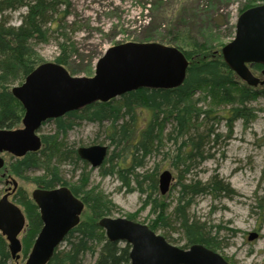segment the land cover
<instances>
[{
  "label": "trees",
  "instance_id": "1",
  "mask_svg": "<svg viewBox=\"0 0 264 264\" xmlns=\"http://www.w3.org/2000/svg\"><path fill=\"white\" fill-rule=\"evenodd\" d=\"M221 1L223 0H209L204 4L203 0H176L175 11L168 10L172 7L169 2L151 1L152 9L149 10L152 14H148L149 20L143 27L140 41H158L174 45L184 53L188 59V67L182 84L169 89L139 88L106 102L97 101L80 110L47 120L53 122L54 132L40 135L39 150L28 151L21 157L8 154V159H5V164L0 169V183L4 178V185H8L5 191L12 190L9 192L10 199L21 208L25 217V228L20 238L22 248L19 256L15 258L11 256L8 243L0 233V264H12L19 259H26L42 227L37 205L28 190L18 185L17 179L30 181L43 189L67 186L70 192L84 203L79 222L63 238L64 247L61 248V242L46 264H82L86 254L94 257L92 264H130V245L121 241H109L104 230L98 225L101 217L111 216L117 207L97 191V187L90 185L87 162L79 158L77 148L67 146L63 140L67 131L72 129L78 120L86 119L98 124L109 122L106 136L119 150H112L111 154L107 155L99 168L100 175L117 173L126 183L133 179L138 186L134 189L141 193L146 192L141 184L149 180L148 198L157 191V179L152 173L134 172L135 167H140L143 158L158 151L165 141L176 145V152H168V158L173 165L180 166L182 175L190 173L194 163L208 159L210 143L219 138L213 126L214 122L218 121V118L229 124L239 118L247 121L252 117L253 111L248 103L258 97L264 98V84L249 86L223 60L221 48L226 42L220 41L222 35L219 36V32L225 25L230 31L229 37L232 38L235 24L228 26L225 16L210 15L206 9L216 7ZM259 4H264V0H242L239 13ZM69 6L70 0H0V129H15L21 126L24 109L12 95L10 85L14 84V81L21 83L30 71L43 62L36 53L33 41L46 42L51 30L57 31L60 38L59 53L54 62L64 66L71 75L77 74V70L69 61L76 51L73 50L74 47L62 26ZM21 7H25V11L21 14L19 24H9L6 11ZM102 53H97L94 59H98ZM83 69L82 75L91 76V66ZM251 70L263 73L264 65L253 64ZM196 91L204 93L203 101L207 107L202 110L194 107L195 102L201 100L193 98ZM143 110L149 111L150 115L144 126L138 127L139 112ZM218 111L221 113L219 116ZM168 124L170 127L166 131ZM114 159L116 161H113ZM66 162L71 164L74 170L77 169L75 167L78 162L83 163L75 181L65 178L61 173L60 166ZM36 169H43L44 174L38 177L30 176L29 173ZM13 181L17 183L15 189ZM179 185V196L173 213L178 217L185 237V243L180 248L202 244L215 251L220 228L212 230L205 227L204 222L191 218L187 209L197 195L207 193L216 196L222 191H228V186L216 178H211L203 184L200 181L187 183L182 180ZM157 198L152 200L153 212L160 211L161 204ZM125 216L135 220L133 214ZM157 224L167 228L169 222L165 212H162L158 223L146 225L155 231ZM162 236L171 242V239Z\"/></svg>",
  "mask_w": 264,
  "mask_h": 264
},
{
  "label": "rangeland",
  "instance_id": "2",
  "mask_svg": "<svg viewBox=\"0 0 264 264\" xmlns=\"http://www.w3.org/2000/svg\"><path fill=\"white\" fill-rule=\"evenodd\" d=\"M151 1L153 0H70L68 13L62 26L74 47L73 50L76 51L69 60L73 68L77 70L75 76H81L83 68L88 66L92 67L91 73L93 74L95 56L99 52H104L109 46L125 41H140L144 31L143 27L149 20L148 14H152L150 10L153 3L151 4ZM164 1L169 2L172 6L168 10H176V0ZM241 1L223 0L216 7L206 9L210 15L225 16L229 26V24H235ZM207 2L209 0H203L204 4ZM24 11L23 7L15 11H8L10 24L18 25L20 15ZM219 33V36L222 35L220 41L223 43L231 39L230 31L225 25L221 27ZM59 40L58 32L51 30L46 42L36 43L33 41L36 53L43 62L55 60L59 53ZM216 47L220 48L219 45ZM253 72L261 79L264 78V73L255 70ZM13 83L10 87L20 84L18 81ZM203 95V92L196 91L193 96V98H201L202 101L195 102L194 106L200 110L207 107L206 102L203 101ZM248 105L253 111L252 117L247 121L239 118L229 124L218 118V121L214 122L213 126L216 133L219 134V138L210 143L208 159L194 163L190 173L182 175L180 166L173 165L168 158V152L171 151V154L176 152V145L173 142L165 141L158 151L143 158L142 165L135 167L134 172L155 175L157 191L149 198L147 197L150 192L147 188L149 180L143 181L144 183L141 184L146 190L145 193H141L134 189L138 186L133 179L130 183H126L119 178L117 173L101 176L100 167L93 168L87 163V170H90V185L97 187L96 190L117 207L110 217L133 214L136 221L150 224L158 223L162 212H165L169 225L167 228H162L157 224L155 232L165 235L171 239V244L181 247L185 243V237L178 217L173 213L179 196V182L182 180L187 183L200 181L203 184L211 178H216L228 186V191H222L216 196L207 193L197 195L187 209V214L198 222H204L207 228L212 230L220 228L215 251L229 263L264 264V98L258 97L250 101ZM220 114L218 111L217 115ZM149 115L150 112L146 110L139 112L137 126L143 127ZM107 126L110 127L109 122L98 124L86 119L78 120L76 125L67 131L63 141L67 143V146L75 148L104 144L108 146L109 155L112 150L118 151L119 149H116L107 138ZM169 127L168 124L166 131ZM201 129L203 128L201 127ZM53 132L54 124L51 121L44 122L38 130L39 135L53 134ZM2 156L5 159L9 157L8 154H2ZM77 165L75 167L77 169L74 170V167L68 162L61 164L62 175L75 181L83 163L78 162ZM155 169L156 172H154ZM165 169L170 171L172 180L168 191L161 194L158 188V176ZM43 174V169H36L29 173L33 177ZM3 180L4 178H2L3 183H0V197L7 192L9 195V192L12 191L9 189L5 191L8 185H4ZM17 180L18 185L25 187L29 194L33 188L37 187L30 181ZM156 197L161 204L159 212L152 210V200ZM216 225L220 227H215ZM250 232H258L259 237L248 241L247 236ZM22 234H20V238ZM62 247H64L63 242L61 243ZM93 260L94 257L86 254L82 264H92ZM24 261L25 259H19L12 264H24Z\"/></svg>",
  "mask_w": 264,
  "mask_h": 264
},
{
  "label": "water",
  "instance_id": "3",
  "mask_svg": "<svg viewBox=\"0 0 264 264\" xmlns=\"http://www.w3.org/2000/svg\"><path fill=\"white\" fill-rule=\"evenodd\" d=\"M221 53L227 66L249 86L264 84V78L251 70L253 64L264 65V4L238 14L234 36L222 46ZM187 67L188 59L178 47L158 41H125L109 46L96 60L91 76L71 75L54 61L38 64L20 84L11 88L24 113L21 127L0 129V169L5 164L2 153L21 157L28 151L39 150L38 130L45 121L139 88H175L184 81ZM77 154L91 167L98 168L108 155V146H79ZM171 180L169 170L161 171L158 176L161 194L168 191ZM16 186L13 181V189ZM30 194L39 209L42 227L24 264H46L79 222L84 203L64 185L51 189L35 187ZM98 225L109 241L130 245V264H231L202 244L177 247L146 224L126 216H103ZM24 226L21 208L4 194L0 198V233L13 258L21 251L19 235ZM258 237V232H250L247 240Z\"/></svg>",
  "mask_w": 264,
  "mask_h": 264
},
{
  "label": "bare ground",
  "instance_id": "4",
  "mask_svg": "<svg viewBox=\"0 0 264 264\" xmlns=\"http://www.w3.org/2000/svg\"><path fill=\"white\" fill-rule=\"evenodd\" d=\"M21 8H22V7H21ZM23 8H25V7H23ZM16 10H17V9H16ZM10 11H15V10H10ZM7 12H8V11H6L5 15H6L8 21H9V17H10V16H8ZM22 14H23V13H22ZM20 17H21V15H20ZM9 24H10V22H9ZM12 25H13V24H12Z\"/></svg>",
  "mask_w": 264,
  "mask_h": 264
},
{
  "label": "flooded vegetation",
  "instance_id": "5",
  "mask_svg": "<svg viewBox=\"0 0 264 264\" xmlns=\"http://www.w3.org/2000/svg\"><path fill=\"white\" fill-rule=\"evenodd\" d=\"M9 196H10V195H8V193H7V197H8V198H10Z\"/></svg>",
  "mask_w": 264,
  "mask_h": 264
}]
</instances>
